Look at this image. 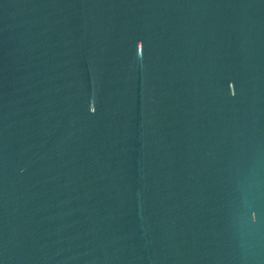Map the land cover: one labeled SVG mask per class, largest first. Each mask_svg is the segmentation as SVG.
I'll list each match as a JSON object with an SVG mask.
<instances>
[{
  "label": "water",
  "instance_id": "95a60500",
  "mask_svg": "<svg viewBox=\"0 0 264 264\" xmlns=\"http://www.w3.org/2000/svg\"><path fill=\"white\" fill-rule=\"evenodd\" d=\"M0 264H264V0H0Z\"/></svg>",
  "mask_w": 264,
  "mask_h": 264
}]
</instances>
